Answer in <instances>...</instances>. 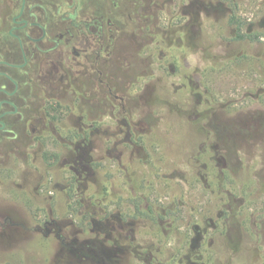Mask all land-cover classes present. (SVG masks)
<instances>
[{"label": "rangeland", "instance_id": "obj_1", "mask_svg": "<svg viewBox=\"0 0 264 264\" xmlns=\"http://www.w3.org/2000/svg\"><path fill=\"white\" fill-rule=\"evenodd\" d=\"M202 3L195 35L121 36L107 90L39 91L0 155V264H264V0Z\"/></svg>", "mask_w": 264, "mask_h": 264}, {"label": "flooded vegetation", "instance_id": "obj_2", "mask_svg": "<svg viewBox=\"0 0 264 264\" xmlns=\"http://www.w3.org/2000/svg\"><path fill=\"white\" fill-rule=\"evenodd\" d=\"M8 1V26L0 29V155L39 113L40 90L57 94L95 74L105 91L121 36L160 31V13L195 20L186 23L195 35L210 13L203 0ZM231 13L239 19L234 6Z\"/></svg>", "mask_w": 264, "mask_h": 264}]
</instances>
